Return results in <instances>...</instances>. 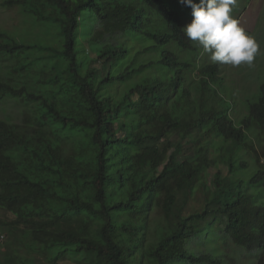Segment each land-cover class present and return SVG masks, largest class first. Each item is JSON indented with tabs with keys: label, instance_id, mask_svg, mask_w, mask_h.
<instances>
[{
	"label": "trees",
	"instance_id": "16d2710c",
	"mask_svg": "<svg viewBox=\"0 0 264 264\" xmlns=\"http://www.w3.org/2000/svg\"><path fill=\"white\" fill-rule=\"evenodd\" d=\"M1 6L54 38L0 27V103L26 106L0 119V264H226L230 240L264 264V83L237 123L222 64L183 32L189 6Z\"/></svg>",
	"mask_w": 264,
	"mask_h": 264
},
{
	"label": "rangeland",
	"instance_id": "374dc122",
	"mask_svg": "<svg viewBox=\"0 0 264 264\" xmlns=\"http://www.w3.org/2000/svg\"><path fill=\"white\" fill-rule=\"evenodd\" d=\"M0 0V27L12 34H19L24 38L52 40L54 30L50 32L45 26L37 25L22 15L19 9L3 8ZM234 18L240 21V26L244 28L248 35L253 36L260 45L259 54L254 59L252 65L242 64L240 66L223 65L225 70L226 91L232 98L237 100V107L233 110V115L237 123L247 114L246 99L253 98L259 91L260 85L264 83V0H238L237 6L233 9ZM188 16V15H187ZM192 18L186 17V25ZM98 28L96 25L95 30ZM124 40V37H122ZM201 51V57L205 63H213L209 54L203 53L202 48L196 43ZM136 49H142L141 44L136 45ZM203 53V54H202ZM199 61L201 59H198ZM14 62L8 58L0 56V72L2 74L11 73ZM262 83V84H263ZM232 93V94H231ZM26 106L15 100H8L0 103V119H7L20 122ZM256 132H252L255 138ZM258 148V146H257ZM225 175L226 170L223 169ZM214 171H212V174ZM259 200L261 193L259 191ZM7 237H1L0 243ZM222 261L226 264H257L254 256H248L245 251L239 249L231 240L225 244L219 241ZM61 264H80L68 259Z\"/></svg>",
	"mask_w": 264,
	"mask_h": 264
},
{
	"label": "clouds",
	"instance_id": "9594fccd",
	"mask_svg": "<svg viewBox=\"0 0 264 264\" xmlns=\"http://www.w3.org/2000/svg\"><path fill=\"white\" fill-rule=\"evenodd\" d=\"M191 8L192 20L184 34L209 54L213 63L240 66L252 65L260 45L240 26L233 16L238 0H179ZM202 53V54H203Z\"/></svg>",
	"mask_w": 264,
	"mask_h": 264
}]
</instances>
